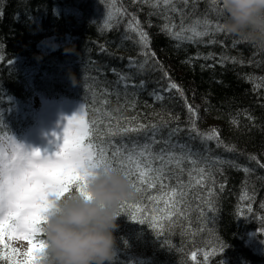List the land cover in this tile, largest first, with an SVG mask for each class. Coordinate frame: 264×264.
I'll use <instances>...</instances> for the list:
<instances>
[{
    "label": "trees",
    "instance_id": "obj_1",
    "mask_svg": "<svg viewBox=\"0 0 264 264\" xmlns=\"http://www.w3.org/2000/svg\"><path fill=\"white\" fill-rule=\"evenodd\" d=\"M214 7L209 0H0V136L19 139L34 125L28 99H65L83 107L86 120L105 110L113 130L117 122L148 129L116 144L190 157L181 163L182 215L156 202L159 188L137 184L105 264H264V45L226 31L192 41L162 31L168 24L190 35L197 19L223 23ZM170 83L182 91H169ZM152 125L160 129L155 143ZM136 209L160 222L163 238L130 218Z\"/></svg>",
    "mask_w": 264,
    "mask_h": 264
},
{
    "label": "snow or ice",
    "instance_id": "obj_2",
    "mask_svg": "<svg viewBox=\"0 0 264 264\" xmlns=\"http://www.w3.org/2000/svg\"><path fill=\"white\" fill-rule=\"evenodd\" d=\"M173 2L174 0H163L164 5ZM182 2L187 5L189 0H182ZM209 3L215 6L213 10L217 15L223 16L221 0H209ZM173 10L176 9L173 8ZM109 19H111V13H109ZM108 26L106 20L105 27ZM136 26L140 43L147 48L150 43L148 34L140 28L139 21H136ZM201 28L203 30H199ZM213 30L224 32L223 23H213L208 18L197 19L195 26L191 27L190 35H185L183 30L173 31L168 24L162 27V31L173 38L188 41H192L194 37L207 36ZM211 42L215 43V41ZM151 55L154 57L155 53ZM207 58L211 57H205ZM171 89L182 91L175 83L169 84L168 90ZM156 98L161 99L160 96ZM94 111L98 113L97 118L86 120L83 115L78 114L67 118V124L63 129V142L59 150L54 153L42 154L37 148L29 150L15 138H10L7 147L0 142V247L3 249V252H0V261L6 264H41L47 246L46 240L41 237L45 236L43 225L46 214L54 207L52 198H59L73 191L88 196L89 194L85 191L86 176L91 169L101 164H112L120 168L131 178L134 188L137 184L146 190L159 188L161 195L156 202L164 205L166 212L171 209V214L174 216L182 215L186 185L182 179L181 163L190 157L174 152L154 154L148 144L133 145L131 148L125 144H116L114 140L117 136L124 137L129 132L148 129L143 124L136 128L121 127L117 122L113 130L110 114L103 109ZM79 112H84L83 107ZM189 112H193L191 106H189ZM150 127L153 143H155L157 142L154 139L155 135L160 129L156 125ZM194 127L193 125V129ZM179 131V128L171 129L169 140L163 142L168 144L171 137ZM206 138L211 140L214 137L209 135ZM173 147L183 148L184 146L174 145ZM192 162L195 163L194 160ZM140 190L137 188V191ZM152 199L155 200V198ZM126 209L127 202L124 200L120 204L118 214L124 213ZM145 211L150 209L146 207ZM128 214L133 220L147 223L158 237L163 238L164 233L160 230V222L154 216L146 218L139 209L128 211ZM238 215L244 216V212L241 210ZM260 232L264 233V228L260 229ZM5 238L28 241L29 247L24 253L25 259H17L18 249L6 243ZM224 247L225 244L220 242L214 251L220 254ZM196 256V252H192V260H196Z\"/></svg>",
    "mask_w": 264,
    "mask_h": 264
},
{
    "label": "clouds",
    "instance_id": "obj_3",
    "mask_svg": "<svg viewBox=\"0 0 264 264\" xmlns=\"http://www.w3.org/2000/svg\"><path fill=\"white\" fill-rule=\"evenodd\" d=\"M227 33L264 45V0H221ZM88 196L75 191L53 197L43 225L46 249L41 264H105L115 255L114 229L122 201L135 189L131 178L112 164L86 176Z\"/></svg>",
    "mask_w": 264,
    "mask_h": 264
},
{
    "label": "rangeland",
    "instance_id": "obj_4",
    "mask_svg": "<svg viewBox=\"0 0 264 264\" xmlns=\"http://www.w3.org/2000/svg\"><path fill=\"white\" fill-rule=\"evenodd\" d=\"M27 107L32 111L35 123L19 139L13 136H0V142L7 147L10 138H15L26 148L31 150L37 148L43 154L44 152L54 153L59 150L63 140V129L67 124V118L74 114L82 115L80 109L74 103L65 99L47 100L37 96L28 99ZM56 133V135H53ZM11 247L18 249L17 259H25L24 253L29 247L28 241L22 239L8 240Z\"/></svg>",
    "mask_w": 264,
    "mask_h": 264
}]
</instances>
